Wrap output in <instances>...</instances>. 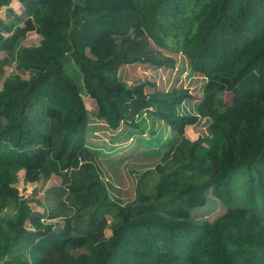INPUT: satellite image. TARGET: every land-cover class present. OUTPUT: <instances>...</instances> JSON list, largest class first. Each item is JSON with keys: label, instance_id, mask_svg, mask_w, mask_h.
I'll return each instance as SVG.
<instances>
[{"label": "trees", "instance_id": "1", "mask_svg": "<svg viewBox=\"0 0 264 264\" xmlns=\"http://www.w3.org/2000/svg\"><path fill=\"white\" fill-rule=\"evenodd\" d=\"M0 52V264H264V0H0ZM177 53L202 79L198 101L121 77L138 64L176 71ZM85 97L113 132L147 121L152 136L156 122L172 131L164 151L149 150L161 154L154 179L133 202L107 197L85 163L103 154L88 143ZM202 120L209 135L187 139ZM68 171L92 172L68 186L73 207H95L86 227L67 218L60 190L41 214L18 187ZM210 193L225 211L198 220ZM45 216L65 229L42 233Z\"/></svg>", "mask_w": 264, "mask_h": 264}, {"label": "rangeland", "instance_id": "2", "mask_svg": "<svg viewBox=\"0 0 264 264\" xmlns=\"http://www.w3.org/2000/svg\"><path fill=\"white\" fill-rule=\"evenodd\" d=\"M133 39H135L134 34H132L130 40L133 41ZM39 40L40 38L37 35L30 34L25 42L27 44H37ZM83 44L88 55H94L95 45L94 42L91 41V38L85 36L83 38ZM177 55L180 56L178 58V67L176 71H159L154 73L153 70L152 72L144 71L143 67L138 64L132 67H127L126 71L121 74V77L127 83L133 82L136 77L147 83L155 82V89H162L164 91L172 88L188 89L192 95L193 101H198L201 97L202 79L192 70L189 61L183 54L177 53ZM4 58V53L0 52V61ZM0 67H2L1 63ZM4 68L7 74L13 71L16 72L14 65H6ZM21 74L23 76L26 75L25 73ZM85 101L91 112L88 129V143L94 148H101V151H103V154L98 157V160L93 162L87 161L85 163H92L96 168L95 171L98 178L103 183L106 191V194L104 192L101 193H104L112 201L114 200L111 195L122 203L133 202L137 198L140 183H147L151 186V181L154 179L147 178L145 174L156 164V162H159L161 154H151L149 150L164 151L165 148H162V144H165L164 141L172 136V131L170 128H165L162 123L156 122L154 133H158L152 136V124L151 121H147L146 125H142V130L123 125L119 131L113 132L102 120L95 116V113H93L92 110L94 108L93 102L87 97H85ZM225 101L226 103L231 102V94H227ZM138 123L140 124V120ZM129 131H132L130 133L131 136L126 142L120 143L117 141L118 138L128 136ZM184 131L187 139L195 141L200 137L209 135V123L207 120H202L198 125L186 126ZM142 138L150 140L152 145H142ZM160 147L163 150H159ZM91 173V171H83L81 173H78V171H68L64 176L53 174L50 179H43L39 183L27 185L24 184L21 178L18 187L23 189V196L38 197L42 200V206L36 207L41 211V214L46 213V208L54 207L55 200L53 194L60 190L62 202H64L66 207H70L67 218L72 221L73 225L79 224L82 227H86L95 207L91 209H81L80 211L76 207H73L72 200L68 196V186L71 182L79 181L81 179H85L86 181L89 179ZM20 174L23 175L22 172ZM224 211L225 209L221 201L210 193L207 205L203 208L196 209L193 212V216L198 220L212 221L223 214ZM7 213H11V211H7L4 214ZM65 220L51 222V220H47V217L45 216L42 219V223L46 226L42 233L47 235L54 231L58 232L62 225V230L65 229ZM109 234L110 231H108V235Z\"/></svg>", "mask_w": 264, "mask_h": 264}]
</instances>
